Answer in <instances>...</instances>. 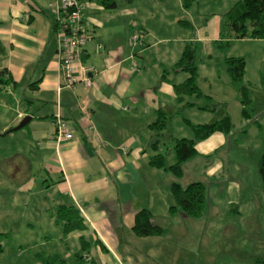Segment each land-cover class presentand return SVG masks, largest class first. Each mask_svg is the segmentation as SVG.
<instances>
[{
  "label": "crops",
  "instance_id": "crops-1",
  "mask_svg": "<svg viewBox=\"0 0 264 264\" xmlns=\"http://www.w3.org/2000/svg\"><path fill=\"white\" fill-rule=\"evenodd\" d=\"M50 1L0 0V80L5 75L11 78L0 81V194L9 195L1 199L0 208H6L8 201V209L25 207L30 216L57 225H61L55 221L60 204L79 208L84 229L67 235L63 229L58 237L45 236L60 243L47 255L63 259L55 264H68V260L73 264H221L218 258L225 253L226 264H233L238 258L231 253L229 226L234 218L228 208L220 210L222 201L207 205V198L212 184L228 193L229 184L236 185L240 173H231L229 164L225 167L220 163L218 173L209 172L207 167L202 174L182 176L178 181L186 187L196 180L204 182L208 172L212 179L205 183L206 207L199 216H187L180 209L171 213L170 207L176 206L171 185L176 179L171 170L149 163L150 156L163 153L166 145L160 141L157 149L153 146L158 131L152 124L160 110L169 114L175 108L204 110L208 106L214 114L204 123L226 113L231 116L230 112L216 113L209 104L213 96L200 85L205 96L196 97L207 105L188 102L185 95L179 100L175 79L181 84L188 73L162 77L163 71L179 60L187 42L197 43L196 62L199 45H205L201 47L199 74L203 58H213V64L207 63V80L210 75L229 77L224 58L236 56L234 52L241 46L258 47L264 40L232 39L227 30L222 33V11L208 15L206 20L200 18L203 22L198 24L195 15L183 8L182 0H133L120 2L114 10L105 9L98 0H85L89 41L81 62L95 69L90 74L93 83L87 86L80 80L68 88L57 56ZM225 1L227 11L237 0ZM182 19L190 21L192 28L183 26ZM136 34L142 43L133 42ZM215 47L220 56H216ZM241 56L247 58L248 54ZM134 63L137 67L132 68ZM255 77L246 59L245 81L251 90L247 100L253 96L264 100V73ZM228 79L238 92L239 86ZM59 106L74 135L60 146L53 140ZM29 115L31 120L14 130ZM188 120L184 122L191 126ZM92 123L94 129L90 128ZM158 133L162 137L161 131ZM171 137L177 138L172 131L168 139ZM230 143L231 132L216 131L197 143V155L183 166L208 158ZM219 174L221 179L216 178ZM37 186L48 194L39 204L32 202ZM141 209L152 213L153 223L164 228L162 234L142 237L135 233V216ZM0 218L8 223L10 213L0 209ZM206 232H215L227 241L223 251L205 253L204 248H209L205 245ZM79 255L84 258L79 259ZM36 259L37 264H44Z\"/></svg>",
  "mask_w": 264,
  "mask_h": 264
},
{
  "label": "rangeland",
  "instance_id": "rangeland-1",
  "mask_svg": "<svg viewBox=\"0 0 264 264\" xmlns=\"http://www.w3.org/2000/svg\"><path fill=\"white\" fill-rule=\"evenodd\" d=\"M197 2L193 4L189 11L195 15L197 19L195 22H198V24L203 22V20L200 21V18L206 20L208 15L216 13L217 11H222L219 12L222 15L226 11L224 8L228 5V1L225 0H200ZM201 13H203L202 17H200ZM199 35L201 36L203 33H199ZM252 43L250 42V44ZM213 44L217 46L216 42ZM225 44H227V41ZM202 46H205L204 43L199 45L198 53L200 54L197 56L200 71ZM215 51L217 53L216 56H220L218 47H215ZM234 53L236 56L244 55V53L248 54L246 58L248 69L252 71L254 77L258 73H264V69L261 68L264 67V43L258 47L244 45L240 47L239 51ZM203 59L202 73L198 75V85L202 87L206 94L213 96L209 104L211 107H214L216 113L220 115L226 112L231 113V119L233 118L231 143L225 147L226 149H222L220 152L208 158L199 159L197 163L193 161L186 163L187 165L183 166V177L187 178L194 173L202 174L207 167L209 172L216 170V173H218L217 167L220 163H223L225 167L229 164L231 173H235L238 170V174L240 173L238 181L236 185L229 184L231 186L229 187L228 193L223 191L220 185L216 186L212 184L210 186L207 205L222 201L224 204L220 207V210L228 208L231 213V218H234L229 226L232 229L231 239L233 240L231 242V250L233 252L231 253L238 255V258L232 263L254 264L257 258L264 260V190L259 177V159L264 153V105L261 104L262 102L256 101L244 103L243 100L248 99L247 93L244 94L238 88V92H235V87L230 86L229 77L221 75L220 78H215L210 75L205 80L206 78L204 76L209 75L207 63L213 64V58L207 60L205 56ZM175 80L178 83L180 82L179 79ZM185 98L188 102L207 105V102L204 99L199 100L196 94L185 95ZM243 104L249 109L257 108L261 110L262 108L263 110L258 111L257 113L259 114L253 112L251 117H254L248 118L241 113ZM207 108L210 109L208 106ZM179 109L175 108V110L169 112L168 120L171 128L170 131L177 138H181L184 135H187V138H191L194 134L193 128L187 125L184 120L189 119L195 123H204L210 114H214L207 109H191V107H186L184 108L185 110ZM169 126L167 129L161 131L162 137H160V141L166 143V145L164 144L165 150L163 153L165 154L168 165L176 161L174 151L175 138L171 137L168 139L170 136ZM61 144L59 143L58 145L60 146ZM227 151L230 152V156L226 155ZM206 175L203 176L204 183H208L212 179L209 177L208 172ZM216 178L221 179V174L216 175ZM175 179L177 181L181 180V178L178 179L176 177ZM46 194L41 192L40 187L37 186L32 202L39 204V201H42ZM8 196V194L1 193L0 204L1 199H6ZM5 207H1L0 209L1 212L7 211L10 213V222L7 223L0 218V232H8L9 236H0V243L3 248V251L0 252V264H37L36 252L42 251L44 255H49L48 252L55 251L58 244H60L58 239L54 241L46 240L45 236L52 234L58 237L63 231L61 225L44 223V220L30 216L25 207H10L8 209V201H6ZM205 235V245L209 247L204 248L205 253L213 249L220 252L223 251L221 248L224 246L223 243L227 241H222L220 236L215 232H206ZM69 249L73 253L74 250L70 247ZM20 250H22V253L19 256L18 252ZM73 256L75 257V253ZM226 257L227 253L222 254L218 258L219 261L220 259L222 260L221 264H226ZM67 263L73 264V260H68ZM80 264L86 263L80 261Z\"/></svg>",
  "mask_w": 264,
  "mask_h": 264
},
{
  "label": "trees",
  "instance_id": "trees-1",
  "mask_svg": "<svg viewBox=\"0 0 264 264\" xmlns=\"http://www.w3.org/2000/svg\"><path fill=\"white\" fill-rule=\"evenodd\" d=\"M132 1L133 0H98V3L105 9L114 10L118 7L120 2L131 3ZM196 1L199 2L200 0H182V6L185 10H189ZM222 17L224 19L222 33L227 30L230 37L234 39L264 40V0H237L222 14ZM180 23L188 29L192 28L191 22L186 19L180 20ZM135 36H138L139 41L142 42L140 35L136 34ZM196 51L197 43L193 41L187 42L179 60L171 69L163 71V78H167L169 74H174V76L183 72L189 74V77L183 83H174V89L179 95V100H182L184 95L188 94H196L198 97L205 96L204 92L198 85L199 66L196 62ZM222 63L231 80L239 86L238 90L243 92L248 89L243 93L251 95V90L245 81L246 58L244 56H226ZM10 79V76L5 75L0 81L3 82ZM76 84L77 83L68 88H74ZM243 101L244 103L248 101L262 102L261 104L264 105V100H256L255 96L249 100ZM204 109L209 110L207 106H205ZM261 110L263 109L261 108ZM261 110H258L257 108L249 109L244 105L242 115L248 118H253L254 116L251 117L253 112L259 114L257 112ZM168 120L169 114L167 111L160 110V115L152 124V127L157 128L158 132L163 131L169 126ZM188 123L194 130V137H174L176 161L173 164L167 166L164 153H156L149 158V163L152 166L171 170L178 179L184 174L183 164L197 155L196 145L199 141L208 138L216 131H222L225 133H230L232 131V119L228 113L220 119L212 122L194 124L188 120ZM158 132L156 133L157 137L153 142V146L156 149L160 142V135ZM259 177L264 190V153L259 159ZM171 193L176 201V206L174 205L170 207L171 213L178 209L187 216H199L203 213L206 207L207 185L202 180L193 181L186 187L181 186L180 182L176 180L171 185ZM55 221L62 225L66 235L74 230H82L85 228L80 210L75 204H60L55 212ZM134 231L138 236L142 237L158 236L163 233L164 228L153 223L152 213L148 209H141L135 216ZM2 235L8 237L9 233L0 232V236ZM2 251L3 248L0 243V252ZM36 256L44 264H55L57 261H63L60 256H47L41 252H38ZM79 256V259L81 260L84 258L81 255ZM254 264H264V260L257 258L255 259Z\"/></svg>",
  "mask_w": 264,
  "mask_h": 264
},
{
  "label": "built area",
  "instance_id": "built-area-1",
  "mask_svg": "<svg viewBox=\"0 0 264 264\" xmlns=\"http://www.w3.org/2000/svg\"><path fill=\"white\" fill-rule=\"evenodd\" d=\"M53 16L54 35L58 41L57 56L63 69L65 86L72 87L82 80L87 86L93 83L91 72L94 68L82 65L81 56L89 41L88 19L86 17L87 2L85 0H51L48 3ZM134 43H142L138 36H134ZM133 67H137L134 63ZM132 67V68H133ZM53 140L57 144L71 140L74 135L68 120L64 117L61 107L54 116ZM94 129V125H90Z\"/></svg>",
  "mask_w": 264,
  "mask_h": 264
},
{
  "label": "water",
  "instance_id": "water-1",
  "mask_svg": "<svg viewBox=\"0 0 264 264\" xmlns=\"http://www.w3.org/2000/svg\"><path fill=\"white\" fill-rule=\"evenodd\" d=\"M31 118H32L31 115L26 116V117L22 120V122H21L18 126H16V127L14 128V130H18V129L22 128L23 126H25V125L31 120Z\"/></svg>",
  "mask_w": 264,
  "mask_h": 264
}]
</instances>
